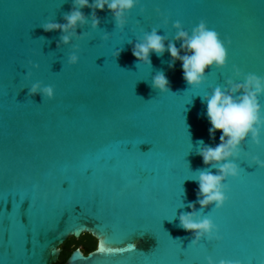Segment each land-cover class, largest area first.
Masks as SVG:
<instances>
[{"label":"water","instance_id":"1","mask_svg":"<svg viewBox=\"0 0 264 264\" xmlns=\"http://www.w3.org/2000/svg\"><path fill=\"white\" fill-rule=\"evenodd\" d=\"M71 5L0 0V264H55L61 246L85 234L95 250L78 248L64 264H207L208 256L215 264H264V168L251 161L264 160V133L259 146L250 137L242 145L234 161L240 175L225 181L223 207L201 212L220 239L192 244V233L178 226L197 200L194 171L207 167L196 142L215 147L222 135L210 136L201 97L233 78L234 65L264 77V0H140L123 32L105 6L96 10V30L78 27L88 35L57 48L61 32L40 25L64 23ZM81 11L91 16V8ZM201 19L225 41L228 61L210 68L199 88L186 84L181 61L169 67L167 51L151 53V67L137 64L132 47L141 28L162 26L157 34L171 40L173 22L190 33ZM72 44L79 61L68 65ZM29 60L39 68L26 79ZM159 70L171 92L150 86ZM37 81L54 87V99L28 95Z\"/></svg>","mask_w":264,"mask_h":264},{"label":"clouds","instance_id":"2","mask_svg":"<svg viewBox=\"0 0 264 264\" xmlns=\"http://www.w3.org/2000/svg\"><path fill=\"white\" fill-rule=\"evenodd\" d=\"M107 9L111 12L115 29L123 32L128 23V14L136 7L140 6V0H72L71 10L63 15L64 23H57L53 20H47L40 27L45 32L60 31L61 36L57 43V48L62 45H69L73 39L79 41L84 39L88 33L77 34V28H84L90 24L92 30L99 27L100 19L96 15V10L103 11ZM88 7L92 9L91 16L87 17L81 11ZM141 13L144 8L140 7ZM157 13L163 17V26L169 23L168 17L163 16L159 9ZM139 27V24L137 25ZM162 26L153 27L150 31H144L141 37L136 38L132 47V55L138 61L137 64H146L150 67L152 62L150 54L155 53L162 57L167 51L170 53L171 61L169 67L172 68L177 60L182 62L183 79L186 84L192 88H199L206 81V73L210 68L222 69L226 67L228 61V52L225 41L221 40L217 31L209 29L207 22L203 19L191 29V32L185 30L182 23L177 20L172 23L176 30L174 37L169 40L167 35H158L157 32ZM110 33L105 32L102 39H109ZM47 41L44 37H40ZM167 41V45L165 42ZM176 42H181L180 48L176 47ZM129 44L133 42L128 41ZM227 43L230 45L231 41ZM73 51L67 58L68 65H75L79 61L77 53L79 44H72ZM181 50L185 53L181 55ZM122 48L115 52L118 58ZM29 71L26 79H30L31 68L38 69L39 64L28 61ZM241 80V82H237ZM150 86L160 93L171 92L169 81L162 70L156 72L152 77ZM23 90V89H21ZM39 94L42 100L54 99V87L52 85H43L42 82H34L28 88V95L35 96ZM264 96V77L257 76L254 73L244 74L240 68L233 66V78L225 81L224 85L214 87L211 92L202 98V102L207 106V118L211 124L209 134L213 138L215 133L220 131V143L211 147L198 140L197 155L201 156L205 168L197 169V177L193 179L198 183L195 203H189L191 212L181 213L179 215V227L192 233V244L199 243L202 239L219 240L218 228L207 216H202L201 212L205 208L215 206L218 210L223 207L228 197L226 192L229 190L225 183L230 177L235 179L240 175V167L234 161L240 157L242 145L250 137L251 142L257 146L261 144V134L264 133V104H261L260 97ZM142 99V98H141ZM190 135V134H189ZM252 164L264 168V160L257 156L251 157ZM211 169H216L213 174ZM200 209H196V204ZM207 264H215L211 256L206 257ZM219 264H239L228 260H220Z\"/></svg>","mask_w":264,"mask_h":264},{"label":"trees","instance_id":"3","mask_svg":"<svg viewBox=\"0 0 264 264\" xmlns=\"http://www.w3.org/2000/svg\"><path fill=\"white\" fill-rule=\"evenodd\" d=\"M97 241L90 235H82L79 239L69 238L62 246V253L60 254L59 260L55 264H64L70 254L78 249L84 248V253L88 254L95 250Z\"/></svg>","mask_w":264,"mask_h":264}]
</instances>
